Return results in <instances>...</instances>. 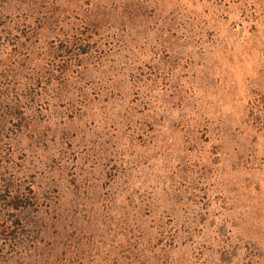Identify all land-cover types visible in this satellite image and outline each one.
<instances>
[{"label":"rangeland","instance_id":"374dc122","mask_svg":"<svg viewBox=\"0 0 264 264\" xmlns=\"http://www.w3.org/2000/svg\"><path fill=\"white\" fill-rule=\"evenodd\" d=\"M0 264H264V0H0Z\"/></svg>","mask_w":264,"mask_h":264}]
</instances>
